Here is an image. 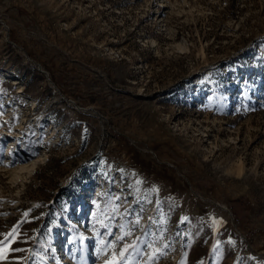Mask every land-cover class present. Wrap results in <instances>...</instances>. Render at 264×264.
I'll return each mask as SVG.
<instances>
[{
	"label": "rangeland",
	"instance_id": "1",
	"mask_svg": "<svg viewBox=\"0 0 264 264\" xmlns=\"http://www.w3.org/2000/svg\"><path fill=\"white\" fill-rule=\"evenodd\" d=\"M0 256L264 264V0H0Z\"/></svg>",
	"mask_w": 264,
	"mask_h": 264
},
{
	"label": "snow or ice",
	"instance_id": "2",
	"mask_svg": "<svg viewBox=\"0 0 264 264\" xmlns=\"http://www.w3.org/2000/svg\"><path fill=\"white\" fill-rule=\"evenodd\" d=\"M17 251H18V249H17ZM121 255H123V253H121ZM0 258H3L2 256H0Z\"/></svg>",
	"mask_w": 264,
	"mask_h": 264
}]
</instances>
